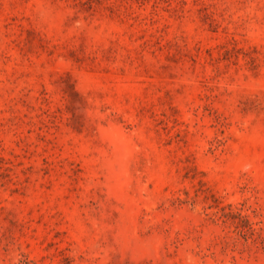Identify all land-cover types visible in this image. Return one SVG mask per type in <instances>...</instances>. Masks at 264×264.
Here are the masks:
<instances>
[{
  "label": "rangeland",
  "instance_id": "374dc122",
  "mask_svg": "<svg viewBox=\"0 0 264 264\" xmlns=\"http://www.w3.org/2000/svg\"><path fill=\"white\" fill-rule=\"evenodd\" d=\"M0 264H264V0H0Z\"/></svg>",
  "mask_w": 264,
  "mask_h": 264
}]
</instances>
